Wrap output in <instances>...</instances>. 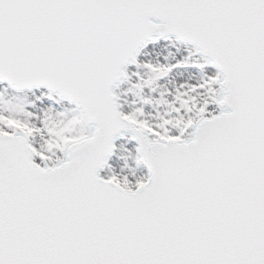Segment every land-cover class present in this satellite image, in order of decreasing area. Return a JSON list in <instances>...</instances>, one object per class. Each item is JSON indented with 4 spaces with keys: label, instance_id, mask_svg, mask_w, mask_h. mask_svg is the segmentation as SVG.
Returning a JSON list of instances; mask_svg holds the SVG:
<instances>
[{
    "label": "snow or ice",
    "instance_id": "6c2138e0",
    "mask_svg": "<svg viewBox=\"0 0 264 264\" xmlns=\"http://www.w3.org/2000/svg\"><path fill=\"white\" fill-rule=\"evenodd\" d=\"M0 264H264V0H0Z\"/></svg>",
    "mask_w": 264,
    "mask_h": 264
}]
</instances>
